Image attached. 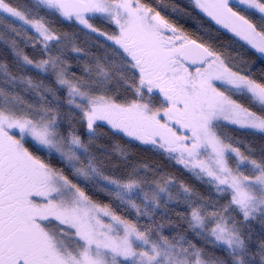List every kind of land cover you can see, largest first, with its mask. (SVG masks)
Segmentation results:
<instances>
[{"label":"snow or ice","instance_id":"snow-or-ice-1","mask_svg":"<svg viewBox=\"0 0 264 264\" xmlns=\"http://www.w3.org/2000/svg\"><path fill=\"white\" fill-rule=\"evenodd\" d=\"M0 55V264H264V0H0Z\"/></svg>","mask_w":264,"mask_h":264},{"label":"trees","instance_id":"trees-1","mask_svg":"<svg viewBox=\"0 0 264 264\" xmlns=\"http://www.w3.org/2000/svg\"><path fill=\"white\" fill-rule=\"evenodd\" d=\"M179 3H185L186 0H178ZM195 16L196 14L193 13ZM178 24L186 29L189 32L196 33L198 29L197 21L191 18H178L177 19ZM215 28L219 29V26H215ZM64 29L66 31L70 30L68 27L65 25ZM220 36L219 39H217V36L215 33L208 35L205 34V38L207 40H210L213 43H223L228 49L231 50V53L233 56H236L237 52L243 54L246 56L248 61L251 63L252 61H257L258 62V57L255 55L250 54L247 52L245 49L241 48V45L243 42L241 41L239 44H234L230 43L231 34L227 33L226 30L220 29ZM28 51H31L29 49ZM11 60L10 56L7 55H0V60ZM262 59V58H260ZM27 97V94H24ZM104 131H107L105 128ZM225 132L229 136L236 137L239 141H241V150L243 151L245 146H253L257 149V153L261 147H264V136H261L259 133L255 134H250L247 130H233L231 127L228 129H225ZM111 136V133H109ZM114 141H118L124 148L127 149V151L131 154V159L133 161H139L141 163H148L152 165L153 167L161 168L164 171L174 173L178 179L184 180L191 185L195 186L198 188V190L203 191L204 188L202 185L199 184L198 181H196L194 178H192L190 175L187 173L183 172L180 170V166H173V163L168 162L163 158L162 155L153 152L151 150H147L150 148V146H144V145H139L136 142H131V143H126L125 141L127 140L126 138L121 139L120 136H115L112 137ZM107 142V141H106ZM95 198L98 200H104L107 202V198L103 193H95ZM251 229L253 232V235H258L260 231V225L257 224L256 222H253L251 224Z\"/></svg>","mask_w":264,"mask_h":264},{"label":"flooded vegetation","instance_id":"flooded-vegetation-1","mask_svg":"<svg viewBox=\"0 0 264 264\" xmlns=\"http://www.w3.org/2000/svg\"><path fill=\"white\" fill-rule=\"evenodd\" d=\"M127 139V138H126ZM135 142V141H134ZM136 143H138V142H136ZM139 144V143H138Z\"/></svg>","mask_w":264,"mask_h":264},{"label":"rangeland","instance_id":"rangeland-1","mask_svg":"<svg viewBox=\"0 0 264 264\" xmlns=\"http://www.w3.org/2000/svg\"><path fill=\"white\" fill-rule=\"evenodd\" d=\"M262 59H264V58H262Z\"/></svg>","mask_w":264,"mask_h":264}]
</instances>
